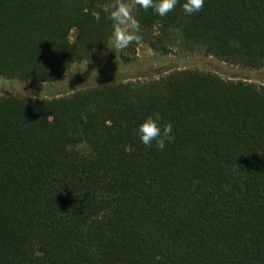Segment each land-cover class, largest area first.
<instances>
[{"label": "trees", "instance_id": "obj_1", "mask_svg": "<svg viewBox=\"0 0 264 264\" xmlns=\"http://www.w3.org/2000/svg\"><path fill=\"white\" fill-rule=\"evenodd\" d=\"M184 2L163 17L136 4L132 44L264 68V0L192 15ZM114 3L0 0V76L64 78L107 49ZM236 78L185 69L0 96V264H264V85ZM157 112L173 125L163 151L137 135Z\"/></svg>", "mask_w": 264, "mask_h": 264}, {"label": "rangeland", "instance_id": "obj_2", "mask_svg": "<svg viewBox=\"0 0 264 264\" xmlns=\"http://www.w3.org/2000/svg\"><path fill=\"white\" fill-rule=\"evenodd\" d=\"M127 4L133 12L136 6L135 0H128ZM75 38L76 31L73 30L70 39L75 40ZM108 47H110V40ZM108 47L95 52L88 60L74 64L64 78L57 80L61 82L30 83L0 76V96L39 97L41 95L39 98L48 99L70 94L80 87L117 81L147 80L185 69L216 72L227 79L235 76L236 79L240 78L264 85V68L255 70L230 64L215 56L206 55L201 50L176 47L170 53L163 54L152 49L147 43H140L130 44L128 48L119 51L116 56V53Z\"/></svg>", "mask_w": 264, "mask_h": 264}, {"label": "clouds", "instance_id": "obj_3", "mask_svg": "<svg viewBox=\"0 0 264 264\" xmlns=\"http://www.w3.org/2000/svg\"><path fill=\"white\" fill-rule=\"evenodd\" d=\"M178 2L179 0H135V4L145 10L152 8L161 17L171 12ZM204 4L205 0H185L182 8L187 15H192L199 12ZM102 11L106 14L105 18L112 21V34L108 49L114 51L116 56L119 51L128 48L133 42L139 43L141 41L139 22L133 17L132 8L125 3V0H115L111 8L105 7ZM92 16L97 22H100V11L94 10ZM48 118L50 119L51 117L49 116ZM162 121L163 117L157 112L140 123L137 128L140 142L148 147H151L153 142H155L156 148L163 151L167 144L174 140V136L173 125L171 123H162Z\"/></svg>", "mask_w": 264, "mask_h": 264}]
</instances>
